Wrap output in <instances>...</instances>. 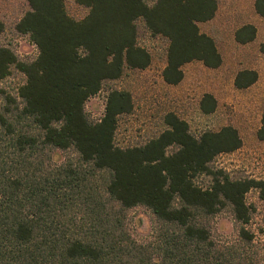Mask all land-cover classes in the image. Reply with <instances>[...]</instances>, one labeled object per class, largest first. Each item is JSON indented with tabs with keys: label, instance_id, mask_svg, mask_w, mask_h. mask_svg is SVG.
Returning a JSON list of instances; mask_svg holds the SVG:
<instances>
[{
	"label": "trees",
	"instance_id": "obj_1",
	"mask_svg": "<svg viewBox=\"0 0 264 264\" xmlns=\"http://www.w3.org/2000/svg\"><path fill=\"white\" fill-rule=\"evenodd\" d=\"M26 1L30 10L16 31L30 37L37 58L23 62L0 47V80L13 68L26 77L21 107L0 115V264H241L243 254L217 242L203 222L230 208L241 240L253 239L247 195L264 191V182L233 179L212 167L220 155L242 148L236 128L195 136L170 113L158 137L122 148L115 138L120 117L134 109L131 93L110 90L99 121L86 111L107 83L152 65L138 42L140 23L168 41L167 84L179 85L192 62L220 68L216 41L199 26L215 19L218 1L78 0L89 10L80 21L68 14L67 0ZM256 10L264 17V0ZM4 31L0 22V36ZM257 33L245 25L236 41L247 45ZM257 81V72L245 70L235 86L243 90ZM216 108L206 95L202 112ZM258 138L264 142V112ZM70 151L76 160L51 164L53 153ZM97 175L105 176L100 187ZM201 176L211 179L208 187L197 184ZM137 207L157 222L152 243L132 239L125 227V213Z\"/></svg>",
	"mask_w": 264,
	"mask_h": 264
},
{
	"label": "rangeland",
	"instance_id": "obj_2",
	"mask_svg": "<svg viewBox=\"0 0 264 264\" xmlns=\"http://www.w3.org/2000/svg\"><path fill=\"white\" fill-rule=\"evenodd\" d=\"M217 1L219 11L215 19L199 26L216 41L223 56L220 68L212 70L201 62H192L183 67L184 80L179 85L167 84L163 72L167 66L168 41L152 36L140 23L138 42L151 53L152 65L144 71L127 70L120 80L107 83L100 94L89 100L86 111L92 121H99L104 116L110 90L131 93L134 109L131 114L120 117L115 138L117 146L122 148L142 146L158 137L167 129L165 118L170 113L186 121L195 136L232 126L239 131L243 146L234 153L220 155L212 165L214 171H222L237 180L264 182V142L258 138L264 112V17L256 10L258 0ZM66 6L70 17L77 21L88 15L89 10L78 0H67ZM29 10L26 0H0V22L5 26L0 47L10 48L23 62L33 61L38 56L30 37L16 31V25ZM249 24L257 28V38L241 45L236 41V32ZM245 70L257 72L258 81L247 89H237L236 77ZM25 82V75L16 68L9 77L0 80V115L21 107L19 89ZM208 94L216 99L217 108L206 115L201 110V102ZM52 157L51 164L55 166L74 161L77 155L72 151L57 152ZM104 179L105 176L97 175V186L100 187ZM210 183L211 179L205 176L197 179V184L204 188ZM247 203L252 210L250 224L246 226L253 237L251 242L239 237L241 225L230 208L203 222L217 242L243 254L241 264H264V191L253 189L247 195ZM124 217L132 239L143 243L154 241L158 225L147 208H134Z\"/></svg>",
	"mask_w": 264,
	"mask_h": 264
}]
</instances>
